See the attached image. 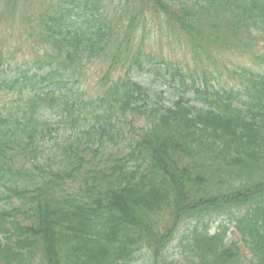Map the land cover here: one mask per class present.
<instances>
[{
  "label": "trees",
  "instance_id": "trees-1",
  "mask_svg": "<svg viewBox=\"0 0 264 264\" xmlns=\"http://www.w3.org/2000/svg\"><path fill=\"white\" fill-rule=\"evenodd\" d=\"M226 51L264 67V0H0V264H264V70Z\"/></svg>",
  "mask_w": 264,
  "mask_h": 264
},
{
  "label": "rangeland",
  "instance_id": "rangeland-1",
  "mask_svg": "<svg viewBox=\"0 0 264 264\" xmlns=\"http://www.w3.org/2000/svg\"><path fill=\"white\" fill-rule=\"evenodd\" d=\"M151 35L157 37V35L154 33ZM149 51H151L155 56L163 57L165 59H168L169 61L171 60L177 61L180 65L190 63L189 56L184 52H182L181 49L177 47L175 43H171L166 36H162L159 42L154 44ZM18 54L23 55V52H20ZM222 61H225V63L229 65L228 66L229 68H233L234 66L237 65L248 66V67L250 66L255 70L258 68L256 66H253L248 61L247 58L240 57L236 53H227L225 60L223 59ZM155 64L156 65L151 66L150 71L144 70L142 72H133L132 78L134 81L141 83L142 85H144L149 89L151 95H153L151 97L152 102L156 100L154 93H158L162 97L163 105L169 106L176 99L175 87L181 79L179 78V76H175V78L173 79L172 72L174 73V70L172 69V65L169 64L166 65V63H155ZM154 68H161V70L155 72ZM215 77L216 78L213 81L214 82L213 85L216 87H218L219 85H223L222 82L223 79L219 75ZM91 87H93V83H91L88 87L90 91H92ZM180 90L182 89L180 88ZM187 97L191 99L192 103L195 104L196 106H201V103L196 100L191 89L187 93ZM43 142L46 143L42 145V147L44 148L47 147L48 144L52 145V141L49 138L44 139ZM38 149H41V147ZM221 220H223V217L217 218L216 219L217 222L213 219L209 225V228H211V230L213 231ZM229 237L238 239L237 236L232 233L229 235ZM180 248L181 247L179 246L178 242H173L168 252L171 256L177 257L180 255V253H182V250ZM140 258H141L140 255L137 256L136 260L132 264H140Z\"/></svg>",
  "mask_w": 264,
  "mask_h": 264
}]
</instances>
